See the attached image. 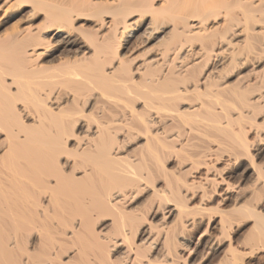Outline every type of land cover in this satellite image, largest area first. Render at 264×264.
<instances>
[{
	"label": "bare ground",
	"instance_id": "obj_1",
	"mask_svg": "<svg viewBox=\"0 0 264 264\" xmlns=\"http://www.w3.org/2000/svg\"><path fill=\"white\" fill-rule=\"evenodd\" d=\"M2 7L0 264H264V0Z\"/></svg>",
	"mask_w": 264,
	"mask_h": 264
},
{
	"label": "rangeland",
	"instance_id": "obj_2",
	"mask_svg": "<svg viewBox=\"0 0 264 264\" xmlns=\"http://www.w3.org/2000/svg\"><path fill=\"white\" fill-rule=\"evenodd\" d=\"M0 8L3 9V7H2V0H0ZM2 9H0V31L1 32H3L5 29H8L11 26L15 25L16 23L14 24V21H16V22L18 21L17 24H19V25L20 24L21 25L24 24L25 20L24 19H21L20 16L19 17L12 18V19H6L5 16L3 17L2 14H1ZM2 13H3V11H2ZM16 19H19V20H16ZM32 21L37 22L35 20H32ZM78 24H82L83 26L85 25L86 27L84 26V28H87V29H90V27L92 26V22L91 21H86V20H80L78 22Z\"/></svg>",
	"mask_w": 264,
	"mask_h": 264
}]
</instances>
